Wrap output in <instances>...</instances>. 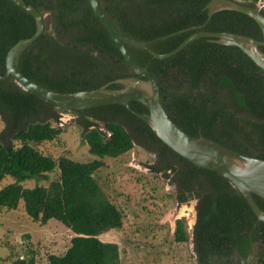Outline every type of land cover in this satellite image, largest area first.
I'll return each instance as SVG.
<instances>
[{
    "label": "trees",
    "instance_id": "1",
    "mask_svg": "<svg viewBox=\"0 0 264 264\" xmlns=\"http://www.w3.org/2000/svg\"><path fill=\"white\" fill-rule=\"evenodd\" d=\"M41 13L47 12L51 30L46 28L20 56L19 67L29 79L60 92L90 90L114 80L134 76L95 15L89 0H24ZM116 27L126 36L148 42V48L126 45L131 57L157 79L159 97L170 118L192 136H203L245 155L264 159V71L235 45L199 37L167 58H155L151 51L166 53L196 30L185 28L204 24L206 31H229L263 40L256 21L245 13L221 9L209 18V0H99ZM256 5L259 0H237ZM36 29L34 17L11 0H0V73L5 72V56L12 45L30 37ZM264 52V46H259ZM131 108L147 112L144 104L130 102ZM58 111L18 86L13 77L0 79V114L10 127L12 142L0 140V207L16 209L23 202L25 213L46 224L50 219L63 223L74 235L63 254H49L47 264H120L116 243L98 236L123 225L121 211L105 195L96 181L103 158L118 157L134 145L145 142L160 164L173 171L180 185L178 200L187 194L199 196L197 203L198 240L220 246L248 247L259 237L264 242V222L257 219L242 194L224 177L197 167L176 154L139 117L121 104L71 110L83 127L89 152L88 162L67 156L44 155L35 144L51 141L61 132L53 126ZM43 115L47 121L17 125ZM103 123L109 136L99 129ZM157 169L156 166L153 167ZM47 185L23 183L48 179ZM264 211V198L252 194ZM250 237L247 238L249 230ZM262 232V234L260 232ZM258 232L260 234H258ZM177 242L187 240L184 222L174 228ZM245 246V247H246ZM264 249V248H263ZM264 252V250H263ZM0 264H37L29 246L14 259Z\"/></svg>",
    "mask_w": 264,
    "mask_h": 264
},
{
    "label": "rangeland",
    "instance_id": "2",
    "mask_svg": "<svg viewBox=\"0 0 264 264\" xmlns=\"http://www.w3.org/2000/svg\"><path fill=\"white\" fill-rule=\"evenodd\" d=\"M264 0L256 6L261 9ZM46 30L50 31L44 12ZM56 108V107H55ZM43 115L21 121L17 129L25 128L29 123L47 121ZM79 117L71 110L58 111L53 126L61 132L51 141L35 144L44 155L57 159L67 156L79 162H88L96 158L88 150L83 138L84 129L78 123ZM106 136L103 123L98 125ZM0 140H12L10 127L0 114ZM103 166L95 175L96 181L107 198L117 206L123 216V225L119 229H110L98 237L119 247L120 264H194V250L190 227L196 217L195 200L177 203V183L173 171L165 169L154 151L145 142L134 140L133 147L124 154L103 158ZM154 166L157 167L154 170ZM56 176L55 171L48 173V179L27 180L25 187L34 184L47 185ZM5 177L0 187L11 182ZM176 219L185 225L187 240L177 242L174 239ZM74 234L60 221L50 219L46 224L34 221L24 211L23 202L13 210L0 207V258L14 259L29 246L35 251L36 263L47 264L49 254L60 255L65 252Z\"/></svg>",
    "mask_w": 264,
    "mask_h": 264
},
{
    "label": "water",
    "instance_id": "3",
    "mask_svg": "<svg viewBox=\"0 0 264 264\" xmlns=\"http://www.w3.org/2000/svg\"><path fill=\"white\" fill-rule=\"evenodd\" d=\"M29 12L36 21L35 32L27 38L18 40L10 47L5 56V72L0 73V79L12 76L15 83L23 90L35 95L40 100L65 110L88 109L93 107L121 104L134 115L142 119L161 141L179 156L197 167L215 172L227 179L233 187L245 198L247 204L257 219L264 222V211L255 202L252 194L264 198V159L242 154L216 141L203 136H192L180 128L167 114L160 102L159 86L155 76L138 64L126 49V45L148 48V42L136 40L123 34L106 14L99 0H89L95 15L103 23L115 45L119 49L124 63L134 76L115 79L122 84L120 89H110L108 84L90 90L60 92L48 89L26 77L20 67L21 54L41 36L46 28L44 13L24 0H11ZM208 18L221 9H232L247 14L259 25L263 40L229 31H206L204 24L194 25L184 30H196L184 38L174 49L166 53L151 51L155 58H167L183 49L193 40L207 36L214 42L235 45L248 55L254 63L264 71V52L259 46H264V15L256 6L237 0H209L206 4ZM131 101L145 105L147 112L134 111ZM256 244L250 258L256 255Z\"/></svg>",
    "mask_w": 264,
    "mask_h": 264
},
{
    "label": "flooded vegetation",
    "instance_id": "4",
    "mask_svg": "<svg viewBox=\"0 0 264 264\" xmlns=\"http://www.w3.org/2000/svg\"><path fill=\"white\" fill-rule=\"evenodd\" d=\"M260 10L264 15L263 5ZM109 135L110 134H108L107 136ZM180 188H181L180 185L177 184V194L175 197L177 199L178 204L184 202V201L179 202L177 198ZM186 196L188 198L185 201H190V200L196 201L195 204L196 217L194 219V222L192 223V227H190L189 230L193 243L194 264H264V252H263L264 242H262L263 240L261 237H259V239H257V241L255 242H249L248 243L249 248H247L246 245H242V244L241 246H233L232 244H230L229 246H220L219 244L213 245L212 243H205V241L203 240L199 241L197 237L199 231L196 228V225L198 223L197 203L199 201V196L196 194H190V195L187 194ZM253 229L254 228L249 230L247 234L248 235L247 238L250 237V233L253 231ZM259 232L258 234L260 233L262 234V232L260 233ZM254 244H256L257 251L255 257L251 259L250 254L253 251Z\"/></svg>",
    "mask_w": 264,
    "mask_h": 264
}]
</instances>
